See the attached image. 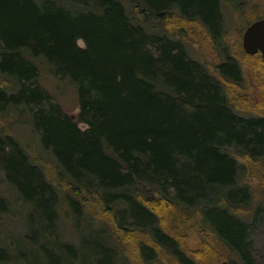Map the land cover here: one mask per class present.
<instances>
[{
  "label": "trees",
  "instance_id": "1",
  "mask_svg": "<svg viewBox=\"0 0 264 264\" xmlns=\"http://www.w3.org/2000/svg\"><path fill=\"white\" fill-rule=\"evenodd\" d=\"M238 1L0 0V115L27 110L67 185L69 210L79 214L90 196L89 207L95 200L105 216L84 231L90 237L78 250L66 245V254L54 255L45 239L59 216L61 185L0 131V170L30 209L27 237L41 241L47 264H72L64 256L80 248L89 264H109L103 240L123 255L135 242L151 263L218 264L231 253L255 264L245 218L252 194L240 177L253 169L264 179V61L243 52L253 63L242 69L222 47L221 6ZM193 35L218 50L210 69L189 55ZM41 60L75 87L85 130L40 86ZM246 69L256 95L243 91ZM9 207L0 194V213ZM189 235L194 248L182 243ZM9 256L0 246V264Z\"/></svg>",
  "mask_w": 264,
  "mask_h": 264
},
{
  "label": "rangeland",
  "instance_id": "2",
  "mask_svg": "<svg viewBox=\"0 0 264 264\" xmlns=\"http://www.w3.org/2000/svg\"><path fill=\"white\" fill-rule=\"evenodd\" d=\"M42 0H36L40 2ZM221 10L224 16V35L222 41V47L227 48L228 51L233 52L237 61H239L242 69L249 67L253 62L244 57L243 51L241 50V36L247 24L251 21L264 18V0H241L238 2H223ZM192 46L188 47L189 55L207 66L209 69L214 65L218 59V50L213 49L212 46L203 44L201 39L197 35L192 36ZM82 46V42H78ZM44 64L37 62L40 69L39 84L43 89L48 91L53 99L59 103L65 113H67L70 118L77 123L81 130L87 128L86 125L78 122V100L75 87L68 81L57 80L51 71H48L47 67H50L48 63L41 60ZM47 66V67H45ZM250 73L247 69L245 70V89L244 92L248 94L254 92L255 82L250 78ZM1 81V80H0ZM253 89V90H252ZM242 90H238V94H241ZM248 96V95H247ZM260 98L261 96L257 95ZM254 99L255 101H258ZM250 102V101H249ZM252 102L247 105L248 111L251 110ZM30 115L27 113L23 107H18L17 109H11L10 111H5L0 115V131L3 135L13 137L18 140L21 146L25 149L29 157L39 165H42V169L45 172L47 178L51 182H56L61 185V190L59 191V206H58V219L56 220L54 230L51 235H47L45 239L49 247H54V255L63 256L66 245H71L74 250H78L79 241L82 238L89 239V235L83 236L84 231L92 227L96 228L99 222L105 221V216L101 214L102 210L99 204L93 201L92 207H89L91 203V197L86 196L84 202H90L86 205V209L80 211L79 214L74 215L73 212L69 210V205L64 199L65 194L68 192L67 185L56 174L53 172L54 168L51 165V158L44 152L40 145L39 137L34 132L29 120ZM247 164V163H246ZM250 165H248L249 167ZM52 169H51V168ZM56 171V170H55ZM253 170L247 169V174L241 175L240 182L248 183L250 186V193L252 194L250 202V210L245 215V218L250 224L249 240L252 243L254 249L255 264H264V214L260 211L257 216V220L253 221L252 214L253 210L261 206L263 207L264 196L261 194V188L264 187V179L261 176L253 175ZM0 194L9 199L11 207L7 209L4 213H0V246L7 249L12 256L8 257V261L3 264H47L45 259L44 251L41 249V241L36 244H32L29 237V228L27 227L26 217L30 212V209H26L21 201V199L14 193V190L8 188L3 172L0 170ZM92 204V203H91ZM89 207V208H88ZM254 216V215H253ZM107 222V221H106ZM90 226V228H89ZM99 233H94L93 238H95ZM28 236V237H27ZM89 236V237H88ZM122 241L125 239V235H120L119 237ZM97 239V238H96ZM131 239V238H130ZM104 247L110 251L111 260L109 264H158L151 261L147 256V251L142 250L141 254L136 252V245H131L127 248V254L123 255L114 246H111L105 240ZM31 243V244H30ZM183 245L188 248H194L196 240L189 235L186 239L182 241ZM102 245V244H101ZM28 248L26 250L25 248ZM32 250V251H30ZM80 252V254H78ZM76 251L75 256L68 257L64 256L66 261L72 264H89V258L83 254L81 248ZM228 258L221 255V260L218 264L223 261H233V264H242L237 256L234 254H227ZM2 255L1 257H3ZM84 260H82V259ZM86 258V259H85ZM17 261V262H15ZM161 264H165V259L161 261Z\"/></svg>",
  "mask_w": 264,
  "mask_h": 264
},
{
  "label": "water",
  "instance_id": "3",
  "mask_svg": "<svg viewBox=\"0 0 264 264\" xmlns=\"http://www.w3.org/2000/svg\"><path fill=\"white\" fill-rule=\"evenodd\" d=\"M241 47L248 56L259 54L264 61V18L257 19L249 24L242 33ZM220 264H230L223 261Z\"/></svg>",
  "mask_w": 264,
  "mask_h": 264
}]
</instances>
